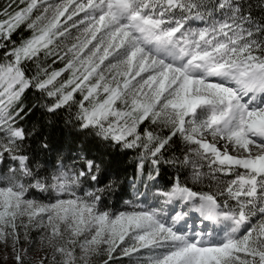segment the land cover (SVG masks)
Masks as SVG:
<instances>
[{
    "label": "snow or ice",
    "instance_id": "6c2138e0",
    "mask_svg": "<svg viewBox=\"0 0 264 264\" xmlns=\"http://www.w3.org/2000/svg\"><path fill=\"white\" fill-rule=\"evenodd\" d=\"M0 264H264V0H0Z\"/></svg>",
    "mask_w": 264,
    "mask_h": 264
}]
</instances>
